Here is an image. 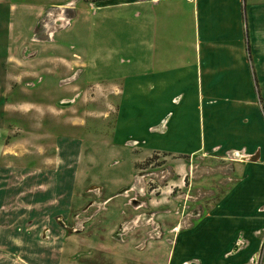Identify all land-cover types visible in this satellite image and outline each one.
<instances>
[{"label":"rangeland","instance_id":"1","mask_svg":"<svg viewBox=\"0 0 264 264\" xmlns=\"http://www.w3.org/2000/svg\"><path fill=\"white\" fill-rule=\"evenodd\" d=\"M66 1L0 0V115L8 116L5 124L10 125L0 156V188L7 191L0 195V224L5 226L0 230L7 235L0 239V264H142L139 242L127 248L111 247V242L122 245L126 232L133 231L147 238L149 231V240L157 243L162 231L171 235L170 226L177 221L183 229L194 225L235 182L232 164L215 153H200L179 172L174 168L179 156L163 152H189L200 139L207 141L203 99L193 92L181 103L169 99L145 120L144 127L168 115L164 135L132 127L124 115L116 125L113 114L94 122V113L86 111L95 102L103 108L105 99L104 94L95 99L92 74L82 80L87 87L77 101L62 103L76 93L74 78H66L68 72L48 75L46 61L52 67V57L88 62L90 51L100 46L96 30L82 21L66 29L77 8L65 9ZM17 110L20 120L12 118ZM84 120L82 129L73 127ZM139 136L145 143L130 141ZM237 194L230 207L243 199L253 210L264 199V175L255 176ZM201 230L214 256L236 234L224 220ZM259 233L261 246L249 264H264V227ZM164 240L166 248L156 246L142 254L147 255L145 263H165L171 236Z\"/></svg>","mask_w":264,"mask_h":264},{"label":"crops","instance_id":"2","mask_svg":"<svg viewBox=\"0 0 264 264\" xmlns=\"http://www.w3.org/2000/svg\"><path fill=\"white\" fill-rule=\"evenodd\" d=\"M71 5L77 8L68 18L66 29L82 21L96 30L100 46L95 45L90 51L88 62L64 57L65 61L58 62L52 57V67L47 58L45 73L55 77L68 72L66 78H74L71 88L76 93L61 102L77 101L87 87L82 80L92 74L96 79L92 86L95 99L98 94H104L105 99L103 108L95 102L86 111L94 113V122L106 121L113 114L116 125L124 115L130 126L164 135L168 131V115L146 127L145 120L169 99L181 103L193 92L203 99L207 141L202 144L200 139L199 145L189 152H163L179 156L174 160L179 172L196 154L215 153L222 162L232 164L229 171L236 178L211 211L194 225L183 229L177 221L170 226L171 235L162 231L163 237L159 236L157 243L149 240L153 237L149 231L147 238L138 231L126 232L122 245L111 242V247H135L139 242L137 247H143L140 262L148 264L143 258L147 255L142 254L156 246L166 248L164 237L171 236L164 264H249L261 246L264 199L253 210L245 206L243 199L231 207L230 204L255 176L264 175V0H102L94 4L69 0L64 7L69 10ZM65 9L63 20L67 19ZM18 110L21 112V107ZM18 110L13 111L16 117L12 118L20 120L22 114ZM0 117L1 156L6 148L2 137L9 133L10 125L5 124L8 116ZM72 125L82 129L86 123L84 120ZM13 127L18 128L16 124ZM130 141L145 143L146 139L139 136ZM6 194L0 188V195ZM111 197H105L103 202ZM223 220L236 228V234L219 254L210 255L201 229ZM3 227L0 224V229ZM10 234L15 235L16 231ZM1 236L7 235L1 231L0 239ZM193 251V255H187Z\"/></svg>","mask_w":264,"mask_h":264},{"label":"built area","instance_id":"3","mask_svg":"<svg viewBox=\"0 0 264 264\" xmlns=\"http://www.w3.org/2000/svg\"><path fill=\"white\" fill-rule=\"evenodd\" d=\"M189 1V0H188Z\"/></svg>","mask_w":264,"mask_h":264}]
</instances>
